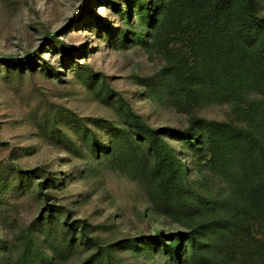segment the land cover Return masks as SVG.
I'll list each match as a JSON object with an SVG mask.
<instances>
[{
    "label": "rangeland",
    "instance_id": "1",
    "mask_svg": "<svg viewBox=\"0 0 264 264\" xmlns=\"http://www.w3.org/2000/svg\"><path fill=\"white\" fill-rule=\"evenodd\" d=\"M153 3L0 0V264H210L177 237L193 211L151 209L158 181L143 168L149 147L127 106L163 130L202 216L219 200L240 204L239 191L210 168L203 144L182 136L199 118L237 129L253 119L244 104L177 98L162 57L142 43ZM252 224L264 243V220ZM203 237L214 264H242L244 250Z\"/></svg>",
    "mask_w": 264,
    "mask_h": 264
},
{
    "label": "trees",
    "instance_id": "2",
    "mask_svg": "<svg viewBox=\"0 0 264 264\" xmlns=\"http://www.w3.org/2000/svg\"><path fill=\"white\" fill-rule=\"evenodd\" d=\"M154 3L142 43L162 57L177 98L189 107L217 99L244 104L243 111L253 124L237 129L227 123L215 126V122L199 118L190 137L182 136L189 144H203L210 154V168L234 182L239 191L240 204L231 199L219 200L202 216L201 210H192L194 204L186 197L188 192L173 156L161 143L163 130L151 128L127 106L130 126L149 147L143 168L158 181V200L152 202L151 209L166 215L175 206L182 212L193 211L190 218L194 222L191 220L177 232L192 257L201 254L208 263H215V256H209L214 241L203 237L209 233L244 250L242 264H264V243L252 232L253 220H264V14L256 0ZM195 215L201 217L194 219ZM160 245L165 253L178 259L171 244L160 239Z\"/></svg>",
    "mask_w": 264,
    "mask_h": 264
}]
</instances>
